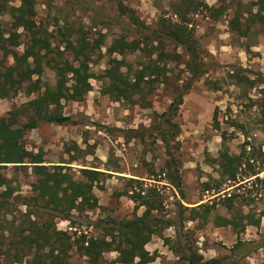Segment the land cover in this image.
I'll return each instance as SVG.
<instances>
[{"label":"rangeland","instance_id":"rangeland-1","mask_svg":"<svg viewBox=\"0 0 264 264\" xmlns=\"http://www.w3.org/2000/svg\"><path fill=\"white\" fill-rule=\"evenodd\" d=\"M9 1L12 6L20 5L19 0ZM175 1L124 0L152 28L158 26L163 16L176 19L172 13ZM200 1L210 9L200 8L191 14L190 27L199 41L209 72L194 82L183 98L178 117L173 120L179 125V134L171 143L172 155L156 130L161 125V115L168 110L176 92L184 89L190 74L185 68L188 60L185 51L169 43L167 51L180 54L181 60L161 62L167 76L156 81L150 90L145 85L148 90L145 99L138 98V103L128 104L104 95L101 76L109 57L96 60L91 64L92 91L81 102L65 104L63 112L71 116L72 122L41 125L27 133L26 144L29 150L44 152L46 165L68 163L67 147L78 144L94 155L84 156L73 150L72 155L79 156V160L65 164L71 167V172L77 177L81 175L80 169L98 167L106 173L94 189L98 209L74 213V223L57 220L58 230L72 234L73 238L83 232L90 236L102 235L92 225L98 221L142 216L145 207L137 208L138 203L125 193L131 189L128 180L135 179L137 191L143 188L142 194H145L154 189L163 197V208L153 216L176 222V227H162L146 245L155 257L149 264H188L181 259V252L171 249L179 241L185 243V239L178 238L183 232L178 219L179 203L190 208L200 204L214 206L207 221L185 223L186 230L194 233L195 250L205 260L221 258L225 264H264V20L254 16L258 0ZM36 9L38 25L49 32L57 33L68 20L75 30H82L92 40L100 33L107 35V45L120 34L131 32L128 22L114 11L111 0H38ZM222 10H225L223 14ZM235 17L241 20L246 36L231 26ZM2 23L5 29L11 28L10 15L3 16ZM17 32L16 44H7L5 50H0V69L13 63L10 50L19 53L25 50L30 33L22 29ZM105 52L103 48L102 53ZM126 60L138 67L137 56H128ZM42 82L54 85V72L47 70ZM34 97L22 91L14 98H0V117ZM215 114L218 122L214 121ZM130 130H139L140 134H132ZM224 153L250 159L238 171L236 181L221 177L220 162ZM168 163L172 169L167 167ZM171 172L182 178V195L170 183ZM4 173L15 188L14 197L32 193L37 176L31 168L16 170L10 166ZM231 195L234 207L227 209L223 200ZM13 209L24 211L25 207L15 204ZM215 215L233 218L238 227L218 226ZM237 244L240 246L236 247ZM118 257L116 251L107 252L101 264H122ZM71 261L86 264L76 249L72 251Z\"/></svg>","mask_w":264,"mask_h":264},{"label":"trees","instance_id":"trees-1","mask_svg":"<svg viewBox=\"0 0 264 264\" xmlns=\"http://www.w3.org/2000/svg\"><path fill=\"white\" fill-rule=\"evenodd\" d=\"M19 1L20 5L16 7L9 0H0V50H5L7 44H16L18 30L30 33L24 52L10 50L13 63L0 69V98H14L22 91L35 97L0 117V264H73L71 258L74 249L86 264H101L102 256L113 251L118 252V262L122 264H149L155 261L146 245L161 229L176 227V222L153 216L154 212L163 208V197L156 190L149 189L142 194L143 188L137 191L134 186L137 180L129 179L131 189L125 193L138 203L137 208L145 207L143 215L130 220L109 218L98 221L92 225L101 230L102 235L90 236L83 232L73 238L72 234L58 230L57 220L74 223V213L84 214L98 209L100 206L94 189L106 173L98 170V167L80 169L81 175L77 177L71 172V167L67 165L79 160V156L72 155L73 150L84 156L94 155L93 151L85 152L78 144H73V148L67 147L68 163L46 165L42 150H29L26 135L44 124H70L71 116L63 112L65 104L81 102L92 91L94 73L91 64L105 57H109V60L101 76L102 93L128 104L138 103V98L145 99L154 83L167 76L166 67L161 62L181 60L180 54L167 51L169 43L185 51L188 56L185 68L190 74L184 89L176 92L168 110L161 115L162 122L156 130L172 155L171 143L179 134V125L173 120L178 117L183 98L194 82L209 72L199 41L190 27V15L200 8L210 9L209 6L200 0H176L172 4L176 19L163 16L158 26L152 28L140 19L134 9L125 5L124 0H111L114 11L120 19L128 22L131 32L120 34L107 45V35L100 33L97 39L92 40L82 30H75L74 24L68 20L57 33L49 32L47 28L40 27L36 20L38 0ZM255 5L258 11L254 16L264 20V0H258ZM6 14L12 19L9 29H5L2 23V17ZM230 24L246 36L238 17ZM103 48H106L105 54L102 53ZM132 55L139 58L137 68L126 60ZM47 70L55 74L54 85L42 82ZM145 85L148 90H145ZM262 109L264 111V100ZM214 121L218 122L217 114ZM130 133L140 134V131L130 130ZM249 161L241 155L222 154L221 177L238 180V171L244 162ZM10 166L16 170H33L37 182L30 195L14 197L15 188L4 173ZM167 167L172 169V164L168 163ZM169 178L182 195L181 176L171 172ZM223 203L227 209H232L234 196L225 197ZM15 204L25 207V210L15 211ZM213 212L214 206L207 204L191 208L178 204L179 226L183 231L178 238L185 239V243L179 241L171 249L176 253L181 252V259L188 264H225L221 258L205 260L195 250L194 233L186 230L185 226L186 222L207 221ZM214 221L218 226L238 227V222L233 218L215 215Z\"/></svg>","mask_w":264,"mask_h":264},{"label":"crops","instance_id":"crops-1","mask_svg":"<svg viewBox=\"0 0 264 264\" xmlns=\"http://www.w3.org/2000/svg\"><path fill=\"white\" fill-rule=\"evenodd\" d=\"M201 205V204H200ZM199 206V205H198ZM196 207V206H195Z\"/></svg>","mask_w":264,"mask_h":264}]
</instances>
